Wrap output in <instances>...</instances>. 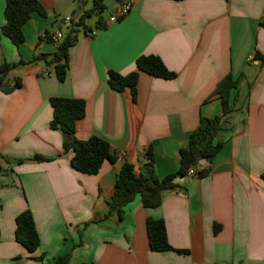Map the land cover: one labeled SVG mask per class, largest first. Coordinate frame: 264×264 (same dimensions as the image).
<instances>
[{
    "label": "crops",
    "instance_id": "0c3cea01",
    "mask_svg": "<svg viewBox=\"0 0 264 264\" xmlns=\"http://www.w3.org/2000/svg\"><path fill=\"white\" fill-rule=\"evenodd\" d=\"M38 1L45 16L33 13L20 47L0 33V67L23 62L5 84L20 79L21 86L0 90V264H55L66 255L69 264H264V61L255 57H264V0H118L114 12L130 2L129 14L81 31L63 82L45 60L57 45L40 39L65 34L64 20L87 10L78 0ZM4 10L0 0V26ZM148 55L176 77L140 72L134 93L111 89L109 71L134 73ZM228 74L240 82L219 153L199 162L196 176L179 177L159 207L145 208L138 196L122 221L105 218L125 162L140 174L151 146L159 178L179 170V150L201 116L221 114L214 90ZM54 97L85 101L76 136L104 139L115 162L93 175L73 169V151H64V135L50 126ZM27 209L40 238L34 252L15 239L16 218ZM150 217L164 220L171 246L188 253L151 251Z\"/></svg>",
    "mask_w": 264,
    "mask_h": 264
},
{
    "label": "trees",
    "instance_id": "16d2710c",
    "mask_svg": "<svg viewBox=\"0 0 264 264\" xmlns=\"http://www.w3.org/2000/svg\"><path fill=\"white\" fill-rule=\"evenodd\" d=\"M179 1V0H175ZM105 0H93L92 7L83 14L77 21L72 22L63 38L57 46V52L51 59H47V65H54L57 78L63 82L67 76L69 68V49L78 41V36L82 32L91 30L86 25V17L93 13H103L106 10ZM33 13L45 16V11L38 0H5V23L0 26V33L9 38L11 42L20 47L25 41L23 26L31 19ZM264 25V22H263ZM96 26L105 27L102 17ZM52 41V35L47 33L42 40ZM256 59L261 62L264 57L256 54ZM23 64L3 63L0 67V90L7 93L21 86L20 79H16L13 87L6 88L10 72ZM137 71L129 75H121L115 71H109L108 83L111 89L116 92L131 89L134 93L139 79V73L144 72L153 77L162 79H174L176 74L168 70L160 57L154 55L140 56L136 60ZM240 79H234L231 74L225 76L216 86L214 95L221 100V114L212 118L201 116L198 127L190 134L188 144L179 150V170L164 178H159L155 170V161L152 147L150 146L144 156L148 162L142 165L140 174H136L134 166L125 162L117 175L114 195L108 202V211L105 218L116 215L119 221L124 218V208L135 200L141 198L145 208H157L161 205L163 195L167 191H172L179 187L177 179L188 175V170L203 161H211L222 149L223 142L217 138L223 130L224 117L233 110L232 92L239 85ZM53 109L51 129L59 130L63 136V148L65 152L73 151L71 166L83 174H97L101 170L104 162L116 161V156L111 151L110 144L102 138L91 136L86 140H80L76 136L78 121L86 115L85 101L80 99H70L54 97L50 99ZM35 160L42 162L47 158L36 156ZM2 167L0 165V172ZM207 171L199 172V176H205ZM16 218L15 239L29 252H34L39 248L40 238L37 232L33 215L29 209L22 212ZM147 234L150 250L153 252L175 251L179 254H187V250L174 249L168 239L167 229L164 220L148 218L146 222ZM44 257L40 258L41 260ZM70 256H62L56 259L55 264H69Z\"/></svg>",
    "mask_w": 264,
    "mask_h": 264
},
{
    "label": "built area",
    "instance_id": "2783aa9c",
    "mask_svg": "<svg viewBox=\"0 0 264 264\" xmlns=\"http://www.w3.org/2000/svg\"><path fill=\"white\" fill-rule=\"evenodd\" d=\"M79 2L81 3H88V2H92L93 0H78ZM131 8H132V4L130 2H122L119 6V10L117 11V13L113 14L109 21L114 23V22H117L119 19L125 17L126 15L129 14V12L131 11ZM73 22L72 18L71 17H68L64 20V23L66 25H71ZM91 35H95L96 33L95 32H91L90 33ZM63 33L62 32H58V33H55L54 35H52V41L58 46V43L60 42V40L63 38ZM48 76L52 75L50 73H47ZM188 175L190 176H196L197 175V170L195 168H190L188 170Z\"/></svg>",
    "mask_w": 264,
    "mask_h": 264
},
{
    "label": "rangeland",
    "instance_id": "374dc122",
    "mask_svg": "<svg viewBox=\"0 0 264 264\" xmlns=\"http://www.w3.org/2000/svg\"><path fill=\"white\" fill-rule=\"evenodd\" d=\"M81 6L84 7L87 11H89L90 8L92 7V2L82 3ZM105 6L107 8L103 13H93L86 17L85 22L87 26L94 27L95 23L100 17L108 18L111 15H113L115 13L114 9L118 6V0H105Z\"/></svg>",
    "mask_w": 264,
    "mask_h": 264
},
{
    "label": "water",
    "instance_id": "95a60500",
    "mask_svg": "<svg viewBox=\"0 0 264 264\" xmlns=\"http://www.w3.org/2000/svg\"><path fill=\"white\" fill-rule=\"evenodd\" d=\"M13 162V160H11Z\"/></svg>",
    "mask_w": 264,
    "mask_h": 264
}]
</instances>
